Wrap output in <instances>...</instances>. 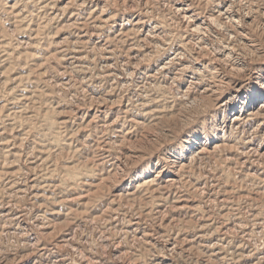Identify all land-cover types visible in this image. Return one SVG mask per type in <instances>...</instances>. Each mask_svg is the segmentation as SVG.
I'll return each instance as SVG.
<instances>
[{"label": "rangeland", "instance_id": "rangeland-1", "mask_svg": "<svg viewBox=\"0 0 264 264\" xmlns=\"http://www.w3.org/2000/svg\"><path fill=\"white\" fill-rule=\"evenodd\" d=\"M252 94L264 0H0V264H264Z\"/></svg>", "mask_w": 264, "mask_h": 264}, {"label": "bare ground", "instance_id": "bare-ground-1", "mask_svg": "<svg viewBox=\"0 0 264 264\" xmlns=\"http://www.w3.org/2000/svg\"><path fill=\"white\" fill-rule=\"evenodd\" d=\"M182 1V0H181ZM188 5V4H187ZM176 8V7H175ZM185 8V7H184ZM219 8V7H218ZM180 9V8H179ZM183 10V12L185 13V14H188V12H189V10H190V8L189 7H187V8H185V9H182ZM181 11V10H180ZM217 11H219V10H217ZM178 13V12H177ZM190 14V13H189ZM186 16V15H185ZM191 16V15H190ZM205 16V15H204ZM187 17V16H186ZM218 18H226L227 20H231V21H236L235 20V16L234 15H232V13L230 12V10L229 9H227V10H224V11H219V13H218ZM188 20H190V19H188ZM208 20H210V19H208ZM212 20V19H211ZM186 21V20H185ZM191 21L193 22V20L191 19ZM182 25V24H181ZM186 26H188V25H186ZM206 27V26H205ZM204 27V28H205ZM199 28V27H198ZM197 28V29H198ZM201 28H202V26H201ZM206 28H208V27H206ZM196 29V30H197ZM199 30V29H198ZM206 32V31H205ZM240 33V32H239ZM236 34V33H235ZM203 35H204V32H203ZM202 35V36H203ZM245 37V36H244ZM185 38V37H184ZM198 41H200V40H198ZM191 42H192V40H191ZM187 43H188V41H187ZM229 43V42H228ZM77 44L79 45V43L77 42ZM182 44H184V42L182 43ZM77 45V46H78ZM229 45V44H228ZM76 46V47H77ZM180 46H182V45H180ZM187 46H188V44H187ZM224 46V45H223ZM230 46H233L232 45V43L230 44ZM186 47V46H185ZM235 46H233V47H229V46H226L225 48H226V52H227V54H228V56L227 57H229V58H232L233 57V54H235V51L237 50L236 49V47L234 48ZM236 49V50H235ZM77 50V49H76ZM223 51V50H222ZM221 51V52H222ZM74 52V51H73ZM220 52V51H219ZM224 53V52H223ZM178 54V53H177ZM219 54V53H218ZM221 56H223V55H221ZM73 57V56H72ZM71 57V58H72ZM236 57V56H235ZM218 58V57H217ZM221 58V57H220ZM224 59V58H223ZM223 59H221V60H223ZM219 61V60H218ZM225 61V60H224ZM223 61V62H224ZM232 62V61H231ZM234 63V62H233ZM243 66H244V64H243ZM184 67V66H183ZM236 68H239V67H236ZM217 70V69H216ZM181 72H182V70H181ZM175 76V75H174ZM178 77V76H177ZM177 80V79H176ZM187 90V89H186ZM191 91V90H190ZM189 94V93H188ZM186 97V96H185ZM252 100H255V103H253V105H251L250 107H249V109L246 111V112H244L243 110H240V111H235V112H232V114H233V116H232V118L230 119L231 120V122L232 123H238V122H240V121H242V120H246V119H251V118H257L258 116H260V115H262L263 113H261L263 110H264V102H261V103H257L259 100H263L264 99V94L263 95H261V94H252ZM247 100V99H246ZM240 107V106H239ZM232 110V109H231ZM255 120V119H254ZM251 121V120H250ZM258 121V120H257ZM248 124V123H247ZM258 125V124H257ZM237 126V125H236ZM236 126H235V128H236ZM239 126V125H238ZM263 126V125H262ZM251 138V137H250ZM145 182H146V180H145ZM153 182V181H152ZM151 185V184H150ZM163 186V185H162ZM161 186V187H162ZM164 187V186H163ZM153 188V187H152ZM155 189V188H154ZM162 196V195H161ZM226 204V203H225ZM256 216V215H255ZM255 223H257V222H255ZM258 223H260V222H258ZM263 224V223H262ZM179 228V227H178ZM202 228V227H201ZM254 228V227H253ZM177 230H180V229H177ZM180 239V238H179ZM185 240V239H184ZM226 245V244H225ZM212 246V245H211ZM210 246V247H211ZM243 246V245H242ZM224 248V247H223ZM222 248V249H223ZM238 248V247H237ZM238 249H236V251H237ZM244 250V249H243ZM221 251V250H220ZM186 252V251H185ZM189 253V252H188ZM239 253V252H238ZM216 254H217V252H216ZM240 254V253H239ZM191 256V255H190ZM235 256V255H234ZM237 256V255H236ZM187 257V256H186ZM191 258V257H190ZM238 258V257H237ZM196 262V261H195ZM230 264V263H229ZM262 264V263H261Z\"/></svg>", "mask_w": 264, "mask_h": 264}]
</instances>
